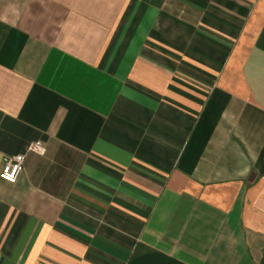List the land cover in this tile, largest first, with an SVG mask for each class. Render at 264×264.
Listing matches in <instances>:
<instances>
[{
  "label": "crops",
  "instance_id": "obj_1",
  "mask_svg": "<svg viewBox=\"0 0 264 264\" xmlns=\"http://www.w3.org/2000/svg\"><path fill=\"white\" fill-rule=\"evenodd\" d=\"M17 154L0 264H264V0H0Z\"/></svg>",
  "mask_w": 264,
  "mask_h": 264
},
{
  "label": "built area",
  "instance_id": "obj_2",
  "mask_svg": "<svg viewBox=\"0 0 264 264\" xmlns=\"http://www.w3.org/2000/svg\"><path fill=\"white\" fill-rule=\"evenodd\" d=\"M26 151L43 155L44 144L41 141L33 142L27 146ZM24 159V154L4 156L2 159L3 166L0 177L6 182L14 183L17 178V175L23 171Z\"/></svg>",
  "mask_w": 264,
  "mask_h": 264
}]
</instances>
